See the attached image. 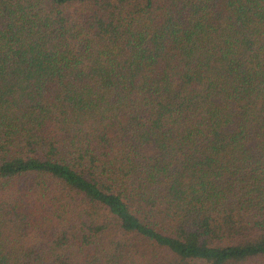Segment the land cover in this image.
Segmentation results:
<instances>
[{"label":"trees","instance_id":"obj_1","mask_svg":"<svg viewBox=\"0 0 264 264\" xmlns=\"http://www.w3.org/2000/svg\"><path fill=\"white\" fill-rule=\"evenodd\" d=\"M0 264H264V0H0Z\"/></svg>","mask_w":264,"mask_h":264}]
</instances>
